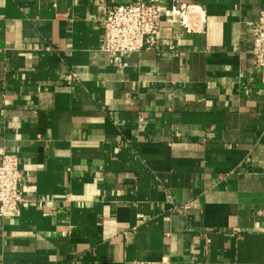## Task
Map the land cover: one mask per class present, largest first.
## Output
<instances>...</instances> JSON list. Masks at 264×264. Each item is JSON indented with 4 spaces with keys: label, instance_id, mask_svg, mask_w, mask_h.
<instances>
[{
    "label": "crops",
    "instance_id": "0c3cea01",
    "mask_svg": "<svg viewBox=\"0 0 264 264\" xmlns=\"http://www.w3.org/2000/svg\"><path fill=\"white\" fill-rule=\"evenodd\" d=\"M136 1L0 0L24 193L0 264H264V0H179L156 50L110 57L104 12Z\"/></svg>",
    "mask_w": 264,
    "mask_h": 264
},
{
    "label": "built area",
    "instance_id": "2783aa9c",
    "mask_svg": "<svg viewBox=\"0 0 264 264\" xmlns=\"http://www.w3.org/2000/svg\"><path fill=\"white\" fill-rule=\"evenodd\" d=\"M187 9L179 0H174L171 7L162 5L159 0H137L131 4L110 7L104 12L102 19V50L110 57L154 51L162 38L163 20L181 19ZM251 35L254 68L264 71V11L260 13ZM23 203L20 158L15 153H0V218L20 216Z\"/></svg>",
    "mask_w": 264,
    "mask_h": 264
}]
</instances>
